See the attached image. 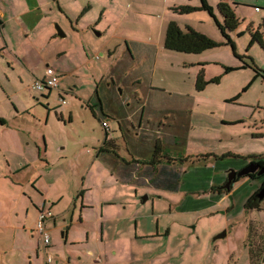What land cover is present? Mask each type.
<instances>
[{
	"label": "crops",
	"instance_id": "crops-1",
	"mask_svg": "<svg viewBox=\"0 0 264 264\" xmlns=\"http://www.w3.org/2000/svg\"><path fill=\"white\" fill-rule=\"evenodd\" d=\"M65 1L0 0V62L5 66H1L0 83L19 86L16 92L3 95L10 100L20 92L27 93L35 80L43 79L45 68L51 67L59 77L58 90H55L57 97L72 94L75 100L87 105L95 98L97 102L93 105L99 106V115L105 113L109 123L103 130V140L97 139L95 145L91 144L93 149L96 146L93 158L89 154L85 162L81 161L82 168L78 174L81 183L79 186L78 182L73 185L75 194L72 197L75 195V200L72 198L70 202L68 198L73 208L69 210L66 206L65 210L55 211L63 199V193L55 192L59 178L50 166L47 152L42 154L38 151L39 154L33 155L31 151L27 152L29 143L14 138L16 134L11 133V128L0 117V155L5 165V173L2 172L0 176V264H44L46 254L52 256V264H105L104 255L108 257L107 264H131L121 255L117 257L116 250L120 249L123 255L131 252L132 248L136 251L139 246L145 248L142 242L146 240H153L155 248L159 249L162 235L165 236L164 241L169 242L172 228H182L176 221L178 214L183 213L179 200L173 201L166 212H157L153 202L150 211L145 209L141 197L152 200L153 195L161 196L162 193L178 195L186 184V177L197 181L195 186L199 188V196L208 194L210 198L207 201L215 208L222 203L218 201L219 197L224 200L230 198L232 202L239 192L245 198L250 197L259 190L263 179L242 177L234 181L228 191L222 188L230 171L238 172L246 167L249 163L246 157L260 156L264 161V129L251 134L246 130L239 133L226 131L234 125L227 124L230 122H223L210 132L199 127L201 142L195 141V146H218V158L200 163L190 154H185L179 165L178 159L167 156V148H174L183 138L186 153L187 135L194 126L186 114L165 117L167 120L164 122L155 118L157 114H163L154 113L159 106L155 105L154 100L152 102L151 92L154 90L149 75L153 65L147 62L150 59L145 49L147 43H138L144 46L141 49L134 48L136 56L145 61L141 70L120 67V75H117L118 72L114 71L116 66L111 62L108 67L103 66L100 81H94L93 61L101 63L106 56L110 59L115 56V50L104 46L96 48L98 44L92 41L87 30L91 23L77 19H81L80 11L87 2L82 0L80 5L70 6L68 0ZM56 5L59 12L55 9ZM198 6L197 3L192 5ZM261 6L258 12L253 7L249 20L243 17L242 23L247 21L244 25H249L251 31H264V2ZM255 15L261 18L258 28L254 29L252 20ZM236 17L240 20L237 13ZM180 18L182 16L175 13L167 18V23L175 21L181 30L190 27L197 31L190 24L180 26ZM55 21L63 31V38L57 36V27L53 26ZM83 23L86 24L83 26ZM238 31L239 27L233 34ZM84 73L90 75L91 93L85 90L87 76ZM203 78L205 81L214 79L205 78L204 75ZM148 80L147 85L145 82ZM104 81L117 87L144 83L147 88L144 85L141 88L146 89V96L141 99V96L135 95L137 105L117 101L115 106L109 108V102H104L98 92L97 84ZM16 108L17 114L24 110L18 104ZM75 158L79 159L78 156ZM226 160L231 163L221 165ZM37 162H41V165L36 169L34 165ZM185 162L190 167L206 163L199 168L204 175L190 179L184 168ZM41 209H48L52 213V219L46 222L50 236V245L46 250L35 230ZM170 218L175 219L176 224L169 223L167 219ZM163 249L165 252H160L156 258L158 264L174 259L176 254L169 253L168 246Z\"/></svg>",
	"mask_w": 264,
	"mask_h": 264
},
{
	"label": "rangeland",
	"instance_id": "rangeland-1",
	"mask_svg": "<svg viewBox=\"0 0 264 264\" xmlns=\"http://www.w3.org/2000/svg\"><path fill=\"white\" fill-rule=\"evenodd\" d=\"M83 1L87 2V5L80 11L81 19H77L79 22L82 20L91 23L87 30L90 31L92 41L98 44L95 47L104 46L111 51L115 50V56L112 58L109 59L106 56L101 63L93 61V80L99 82L103 66L108 67L111 62L116 66L115 72H118L120 67L141 70L145 61L136 56L134 48H143L144 46L138 43L145 42L147 43L145 49L150 55L147 62L153 65L149 75V78L152 77L151 82L148 80L145 83L147 85L151 83L154 90L151 92L152 102L154 100L155 105L159 106L154 113L163 114L162 116L157 114L155 118H160L158 120L164 122L167 120L165 117L171 118L172 115L175 117L179 113L186 114L188 120L191 118L189 121L194 127H192L193 131L187 135V152L183 150L184 139L180 138L181 142L178 145L167 148L169 158L178 159L179 165L185 154H190L200 163L218 158L216 156L220 151L218 146H195V141L201 142L199 127L210 132L216 130L223 122H230L227 124L234 125L226 131L233 130L239 133L246 130L251 134L264 129V80L257 78L252 82L254 72L247 68L224 73V68H237L242 64L233 56L229 46H221L201 54H183L163 49V39L169 23L167 18L175 14L172 9L185 4L188 6L194 3L199 4L198 0ZM68 2L70 6H74L77 3L80 5L82 0H68ZM216 2L210 1L209 4L215 6ZM225 2L239 16L238 32H243L242 36L230 34L236 54L249 56L257 68L264 72V51L256 45L250 47L248 52L245 51L251 30L249 25H244L247 21L242 23L243 17L249 20L253 7L257 12L255 9L261 8L263 1L225 0ZM57 6L55 9L59 12ZM84 8L85 11L82 13ZM216 17L221 22L218 14ZM253 17L255 29L258 28L257 24L261 16ZM179 21L182 27L190 24L197 32H204L210 39L213 38L214 41L221 39L216 42H222L223 38L218 28L206 12L198 11L182 15ZM53 26L61 29L56 21ZM259 33L264 37V31ZM262 39L264 41V38ZM130 54L134 58H131ZM244 61H248L246 56ZM1 66L4 65L0 62V74ZM203 67L204 71H202ZM199 72H203L205 78H218V82L209 83L202 90L197 91L195 78ZM84 74L87 76L85 90L88 92L90 90L91 93L90 75ZM117 75L120 73L118 72ZM97 85L99 95L104 102H109V108L115 106L117 101L122 104L126 102L129 105L134 103L137 105L138 100H135V95L141 96V99L146 96V89L141 88L143 85L146 87L144 83L139 86L126 84L124 87H117L109 81H104ZM17 90H19L17 84L0 83V117L11 128V133L16 134L14 138L19 139V142L29 143L27 152L31 151L32 155L39 154L38 151L42 154L44 151L47 152L50 166L59 178L55 192L63 193V199L58 208L55 207V211L65 210L66 206L71 210L73 205L68 203V198L70 202L72 198L75 200V195L72 197V194H75L73 185L78 182L79 186L81 183L78 179L79 169L82 168L81 163L85 162L89 154L93 158L96 146L93 149L91 144L95 145L97 139L103 140V130L107 128L103 126V123L107 125L109 121L105 113L99 115V106L93 105L97 102L95 98L87 105L75 100L72 94L64 95V97L61 94V99L64 101L62 104L55 91L37 93L31 87L27 93L20 92L10 98L11 101L5 99L3 94L10 95ZM16 104L24 108L22 113L17 114ZM106 111H108L107 107ZM241 120H246L244 122L248 124H244ZM83 143L86 144L82 145ZM209 153L212 155H208ZM228 161H224L221 165L231 163ZM184 164L190 179L204 175L199 168L206 163L193 164L191 167L187 165V162ZM40 165L41 162H37L34 166L37 169ZM4 170V160L0 155V176L3 175ZM188 179L185 178L186 184L178 195L162 193V199L161 196L153 195L152 200L141 197L145 209L149 210L153 202L154 210L157 212L161 210L166 212L168 206L173 205L172 202L175 200L181 202L180 209H183V213L178 214L176 221L182 228H172V233L169 235L171 241H164L165 236L162 235L163 240L159 242L161 246L159 249L155 248L153 240H146L142 242L145 243V248L139 246L136 251L132 248L131 252L124 255L121 254L120 249H117V257L121 255L131 264H158L159 260L156 258L160 252H165L163 247L168 246L169 253H176L175 260L170 258L164 264H264V201L259 211H245L243 206L249 197L245 198L244 194L239 192L233 202L230 198L224 200L219 197L218 201L222 203L215 208L214 204L209 205L208 194L199 196V188L195 186L197 181ZM192 207L194 210H191ZM167 221L176 224L175 219L170 218ZM221 235L224 237L214 240ZM138 243H140L139 240ZM107 253L109 254V251ZM104 257L106 261L103 263L107 264L108 257L106 255Z\"/></svg>",
	"mask_w": 264,
	"mask_h": 264
},
{
	"label": "trees",
	"instance_id": "trees-1",
	"mask_svg": "<svg viewBox=\"0 0 264 264\" xmlns=\"http://www.w3.org/2000/svg\"><path fill=\"white\" fill-rule=\"evenodd\" d=\"M198 1H199L198 7L183 5V6H179L172 10L180 16L188 15V14H191L193 12H198V11L206 12L208 16L213 19L214 24L218 28V31L221 37L223 38L222 42H216L210 39L208 36L202 33H199L190 27H186L184 30H181L175 21H171L168 23L166 27V31H165V35L163 39V48L167 51L178 52V53H183V54H201L203 52L210 51L212 49H215L221 46H227V47L229 46L232 50L233 56L238 58L241 61L242 65L237 68H224V73H229L231 71L248 68L254 72L253 81L256 80L257 78H261L262 80H264V72H261V70L257 68L252 58L245 55L248 61H244L245 56L238 55L235 52L234 43L231 40L230 34H233L238 29L240 22L238 18L236 17V14L233 11L232 7L228 3H226L225 0H218L215 6L210 5L208 0H198ZM262 1L264 2V0ZM259 10L260 9L258 8V11ZM84 11H85V8L83 9L82 13ZM263 11H264V8H263ZM216 14H218L219 17L221 18V22L216 17ZM262 28L264 29V23L262 25ZM251 32L249 36L250 38L248 42V47L245 49V51L248 52L249 48L254 45L259 46L264 51V41L262 39L263 36L262 34L259 33V29H257L256 31L252 33ZM237 35L242 36L243 32H239L237 33ZM217 82H218V78L205 81L203 78V73L199 72L196 78L195 89L197 91L202 90L207 84L217 83ZM33 84H32V87H33ZM52 91H55V90H52ZM36 92L40 93L38 91ZM225 156H229V155H225ZM222 158H224V156H222ZM246 159L249 160V163L246 166L256 165L258 166L259 169H264V161L262 160V157L252 155V156L246 157ZM245 177H248L250 179L257 178L256 174H249V175H246ZM259 178L263 179L262 184L259 190L255 194L251 195L246 200L243 206L245 211H252V210L259 211L261 208V203L263 202V200H259L256 197V195L264 185V174L261 175ZM238 179H235L234 181ZM217 190L220 191V189H217Z\"/></svg>",
	"mask_w": 264,
	"mask_h": 264
},
{
	"label": "built area",
	"instance_id": "built-area-1",
	"mask_svg": "<svg viewBox=\"0 0 264 264\" xmlns=\"http://www.w3.org/2000/svg\"><path fill=\"white\" fill-rule=\"evenodd\" d=\"M258 12V9H255ZM59 86V77L57 73L51 67H46L44 70V77L42 80H36L33 84V88L42 93L47 90H58ZM62 104L64 101L60 98ZM104 127H107L103 123ZM52 219V213L48 209H41L38 211L37 220L35 224V230L38 236L41 239V244L44 250H46L50 245V236L46 230V222ZM44 264H52L53 258L50 254L44 256Z\"/></svg>",
	"mask_w": 264,
	"mask_h": 264
},
{
	"label": "water",
	"instance_id": "water-1",
	"mask_svg": "<svg viewBox=\"0 0 264 264\" xmlns=\"http://www.w3.org/2000/svg\"><path fill=\"white\" fill-rule=\"evenodd\" d=\"M55 29H56L57 36L63 38L64 35L61 32V30L58 28H55ZM249 174H256V176L259 177L264 174V169H259L258 166L256 165H248L245 168L241 169L239 172L230 171L227 176V182L222 189H225L226 191H228L229 187L231 186V184L233 183L235 179H238L240 177L241 178L245 177L246 175H249ZM256 197L259 200L264 199V186L257 193ZM222 237H224V235L215 237L214 240L218 238H222Z\"/></svg>",
	"mask_w": 264,
	"mask_h": 264
},
{
	"label": "flooded vegetation",
	"instance_id": "flooded-vegetation-1",
	"mask_svg": "<svg viewBox=\"0 0 264 264\" xmlns=\"http://www.w3.org/2000/svg\"><path fill=\"white\" fill-rule=\"evenodd\" d=\"M47 92H52V90H47ZM61 98V95H59V98H58V100ZM239 172V171H238ZM260 177V176H259ZM259 177H257V178H259ZM264 186V185H263ZM264 200V199H263Z\"/></svg>",
	"mask_w": 264,
	"mask_h": 264
}]
</instances>
